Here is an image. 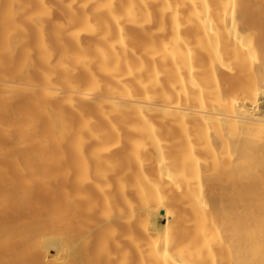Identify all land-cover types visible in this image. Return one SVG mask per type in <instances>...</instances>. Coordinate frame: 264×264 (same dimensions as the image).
<instances>
[{
    "label": "bare ground",
    "instance_id": "1",
    "mask_svg": "<svg viewBox=\"0 0 264 264\" xmlns=\"http://www.w3.org/2000/svg\"><path fill=\"white\" fill-rule=\"evenodd\" d=\"M0 264H264V0H0Z\"/></svg>",
    "mask_w": 264,
    "mask_h": 264
}]
</instances>
